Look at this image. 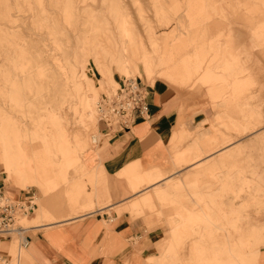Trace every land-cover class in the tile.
Returning <instances> with one entry per match:
<instances>
[{
  "label": "rangeland",
  "instance_id": "rangeland-1",
  "mask_svg": "<svg viewBox=\"0 0 264 264\" xmlns=\"http://www.w3.org/2000/svg\"><path fill=\"white\" fill-rule=\"evenodd\" d=\"M248 15L250 36L211 61L199 54L198 45L209 47L208 56L224 41L232 22L246 32ZM125 20L134 33L127 42L131 76L121 64ZM145 59L156 80L166 77L183 90L170 86L191 105L188 117L197 116L192 129L214 117L211 109L196 114L200 107L223 114L205 119L198 133L211 141L204 151L220 160L203 164L205 179L193 181L202 189L194 197L204 218L187 222L220 226L222 237L239 232V223L260 210L264 222V0H0V156L11 164L10 183L39 197L59 188L60 173L90 162L102 135L100 126L82 129L89 85L101 88L100 102L124 78L153 85L144 75ZM21 148L33 163L24 161ZM5 178L0 172V185L16 197ZM157 229L165 236L164 225Z\"/></svg>",
  "mask_w": 264,
  "mask_h": 264
},
{
  "label": "crops",
  "instance_id": "crops-1",
  "mask_svg": "<svg viewBox=\"0 0 264 264\" xmlns=\"http://www.w3.org/2000/svg\"><path fill=\"white\" fill-rule=\"evenodd\" d=\"M247 17L246 32L234 30L232 22L224 41L208 56L209 47L198 45L199 54L211 61L224 56L225 47L235 46L237 38L250 36ZM161 80L147 87L149 117L136 119L129 129H108L101 121L102 138L90 162L68 175L60 173L54 179L57 190L37 197L8 184L18 194L13 199H32L35 208L28 221L27 251L19 263L17 246L10 242L14 239H0V260L6 261L5 255L10 262L13 258L12 264H264L263 211L255 209L258 214L242 220L239 232L231 230L224 237L220 226L187 222L204 218L194 197L202 189L193 181L205 179L203 164L220 160L204 151L212 144L198 133L205 119L223 114L200 107L196 114L208 115L211 109L214 117H205L192 129L197 116L188 117L191 105L172 88L185 93L176 82ZM184 168L193 170L180 177ZM0 186L8 192L4 183ZM212 218L217 222L216 215ZM163 225L167 231L160 238L157 228Z\"/></svg>",
  "mask_w": 264,
  "mask_h": 264
},
{
  "label": "built area",
  "instance_id": "built-area-1",
  "mask_svg": "<svg viewBox=\"0 0 264 264\" xmlns=\"http://www.w3.org/2000/svg\"><path fill=\"white\" fill-rule=\"evenodd\" d=\"M120 88L107 101L105 107L100 108L101 121L107 128L120 126L122 129L129 127L138 118H148L150 106L148 103L149 93L142 81L122 80ZM35 204L32 199L28 201L15 200L7 196L5 190L0 186V239H13V234H17L20 246L26 247V229L17 225L18 217L29 216L34 213Z\"/></svg>",
  "mask_w": 264,
  "mask_h": 264
},
{
  "label": "bare ground",
  "instance_id": "bare-ground-1",
  "mask_svg": "<svg viewBox=\"0 0 264 264\" xmlns=\"http://www.w3.org/2000/svg\"><path fill=\"white\" fill-rule=\"evenodd\" d=\"M121 31H122V36L123 39L126 41V43L124 44V48L122 49V60H121V64L123 67V72L126 76H131L135 71L132 69L131 67V61L128 57V44L127 42H132L134 40V33L132 31V28L130 27V24H128V22L125 20L123 25L121 26ZM136 43V42H135ZM143 69H144V75L148 81L149 84H154L155 83V76H154V67L152 65H150V62H148V60H144L143 61ZM135 80V79H140L142 81V79L140 77H129V78H124V80ZM143 83V81H142ZM143 85L145 87H148V85H145L143 83ZM89 92L86 94L84 100H83V104H82V108H83V117L81 118L82 120V129L85 132H89L92 128L94 127H98L101 124V121L99 120V117L101 119V113H100V108L101 107H105V105L107 104V101L110 100L112 98V96H114V94L117 92V90L120 88V84H117L116 89L114 90L113 94L102 100L100 102L101 99V94H100V89H98V86L95 84H90L89 85ZM103 92V91H102ZM93 130V129H92ZM91 130V131H92ZM93 135V141L97 142L98 141V136L97 135ZM4 149V148H3ZM21 154H22V158L24 159V161L26 163H33L31 157L21 148ZM6 159L3 158V156H0V172L4 175H6V178L4 179L5 184L10 183V179H12V175H11V164L8 161H5ZM27 167V166H26ZM34 167V166H33ZM20 168V167H18ZM24 168L20 169L21 171H19L18 173L22 172ZM31 170L33 171V173L36 175H38L37 171L34 168H31ZM28 171H30L28 169ZM31 173V172H29ZM33 175V174H32ZM5 193L7 194V196L11 197L8 192L5 191ZM12 198V197H11ZM13 199V198H12ZM17 200V199H15ZM33 203L35 204V201H33ZM29 216H20L18 217L17 222L19 221V226H22L24 229H26V231H29V227H28V221H29ZM13 241L11 240H6V241H10L12 243H14L15 246H17L18 249V257H17V262L19 263L22 254L27 251L24 247L22 248L20 246V240L17 237V234H13ZM1 241V240H0ZM24 242L26 243L27 240H24ZM6 264V261L0 260V264Z\"/></svg>",
  "mask_w": 264,
  "mask_h": 264
}]
</instances>
